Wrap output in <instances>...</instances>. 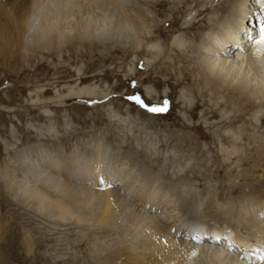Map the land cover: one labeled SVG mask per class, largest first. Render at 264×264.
Here are the masks:
<instances>
[{
    "label": "bare ground",
    "instance_id": "obj_1",
    "mask_svg": "<svg viewBox=\"0 0 264 264\" xmlns=\"http://www.w3.org/2000/svg\"><path fill=\"white\" fill-rule=\"evenodd\" d=\"M54 1L55 0H0V60L3 58V55L6 56L8 54L6 52H12L10 54H14V57H16L15 55H17L20 59V54H22L23 50L25 52L27 49L26 47L28 45L26 42V37L31 32L33 23H35L34 21L37 18L36 16L38 9L41 6L51 7L52 2ZM143 1H145L146 7L153 10H155V8L157 9V7H161L164 3L169 4V6L170 4L172 6V4L174 3V7L172 6L173 8L171 7L172 9L169 10H171V12H175L177 10L184 9L186 10L185 16L194 11L192 8V5L194 4L197 8L196 17L194 18V20L190 19V21L187 20L184 16L185 20H183V22L180 21L182 22V26L178 28V30L174 28L170 31L165 32V30L159 28V24L164 25L169 21H167L165 18L163 19L160 17H157L158 19H154L153 17H151L150 19L148 16L149 12L144 11L141 17L138 16V26L140 27H138L139 31L132 23H130L129 25H125L127 28L126 31L133 33L135 36V40H137L134 44L132 43L134 37L131 41L129 40L130 42H128L129 46L127 50L125 51L123 50V48L122 53L130 59L136 53L141 54L142 56H144V59L140 57L141 55H135L136 62L133 57V59H131V62L138 65L139 61L143 60L145 66V71L143 72L141 70H134L128 71L127 73L126 71V82L130 87L129 90L131 91L130 94L128 93V95L132 96L137 93L141 95L143 94V97L147 99V101H151V103L156 100L161 101L164 98L171 100V105L168 106V110L166 112H162L163 114L159 116L152 115L146 112L144 109L142 110L138 108V106L133 102H130L128 103V106L123 105V107L128 110V115H132V112H135L143 117H146V119H152L151 121H153L157 120L158 118L161 119L162 117L166 118L169 114L172 113V111L174 112L176 107H179L181 108V110L183 108V110L188 111L191 114L193 113V115L198 118L199 115L196 111H199L204 107H209L211 108V110L206 109V111L208 112H205L204 114L202 112V118H205L207 115L209 116V120H216V122H208L209 125L204 127L205 129L202 128L201 123H199L200 125H189L185 117L181 116V113L176 115L174 119H179L181 121V123L179 121L178 122L183 129H194L199 133L200 139L202 138L211 140L215 144L218 143V145L219 138L217 139L216 135L218 134V132L213 131L216 128L225 129L227 127H231L236 132V135L241 134V136H243L244 134L242 135V133H244V130L242 128V124L240 123L246 122L244 119L245 114H251V112L255 111L257 112L258 108H264V81L260 82V80H264V43H261L262 36H264V33H262L261 31L262 28H264V7H261V4L258 2V0H218L217 4H215V0H181L180 4L182 5H180L179 3L177 4V2H172V0ZM220 9L222 10V14L220 16H217L216 11ZM202 17L207 18L205 21L208 20V22H206L204 28L202 29V33L200 32L197 34V40L195 41V44H193L190 37L187 38V34L191 31V29H194L199 24V19H201ZM248 21L249 24H247ZM232 24H234L235 29H232L230 27V25ZM44 25L46 26V24H43L41 30L42 32H44L43 35L45 36V40L50 39L52 41L54 37L57 36L55 34L58 30L54 32L51 30L53 32L51 33L50 30L44 28ZM67 28H69V25ZM250 29H253L255 32L250 31ZM99 30L100 29H98L96 32H98ZM159 31L162 34L160 35L161 37H168L166 38L168 39L167 42L169 41L168 47L172 48L173 51L170 56L172 60L171 62L167 63V66L169 65L168 68H166V66V69L164 68V70L156 69V72H152V70L154 69L153 63H151L150 60L149 62H147V58L151 57L153 59H156L157 61L160 56V51L162 50H160L161 48L158 42L159 39L153 37L151 34L154 32L157 33ZM100 32L94 33L96 36L93 34L95 38L93 39L94 42L89 43L90 48L93 47L97 49V47L103 46L99 45L102 40V38H100ZM79 33L82 32H80V30L77 28H72L67 31H65V29H62V31L59 33V39H61L62 44H67V46L75 45L76 43H88L87 41H82ZM138 36H142L145 40L148 41V43L145 44V48L144 46H141V38H137ZM46 47H48V44L46 45ZM4 53H6V55ZM251 76L253 78H251ZM78 81L80 82L79 84H76L75 86H68L66 89H63L62 92H56L57 94L55 93V97H51L48 100L56 99V101H58L62 106L61 108L64 109L65 107H67L65 105V101L67 99L86 98L91 100L99 99V101H102L110 95H107L105 92L107 96L103 93L100 94L99 97H96L98 96L97 91L93 89L95 85H91L94 82L87 84L91 86H86L85 84V86L82 87L81 85L83 83H86L87 80H84V78L82 79L80 77ZM133 81L136 82L135 87L131 86V82ZM146 81L153 83L157 91L158 89H160L158 91V95L150 94L149 90H147L146 88H142V85H144ZM166 83H175L173 85H176V87L172 88L173 91H171V93H175V97L177 99L175 102H172V98L174 99V97L171 96V94H165L162 91L163 86H165ZM186 85L190 86L187 88L189 92L191 94H194V96H197V102L189 101L188 98L186 99L183 93L181 94L180 90L179 92H177L178 89ZM40 93L42 94L39 98H37V100H33L32 98L33 102H39L35 105L42 104L41 100L46 99L45 94L48 93V91ZM204 94L206 95L205 97ZM209 94H212L213 96H208ZM6 95V100L9 101L10 99H12L8 97V93ZM58 102H55V104H53L56 105V103ZM111 102H113L114 104V100ZM50 103L51 102L49 101L43 104L49 107H53ZM229 104L237 106L238 108L232 109L231 114L233 116L229 115L228 117H225L223 115H220L219 109L223 108L224 106H228ZM82 107L83 106L81 104L78 105V108L83 109V111L86 110V107ZM90 107H95V105H91ZM114 107L116 108V105ZM5 108H7L8 110L10 109V107L6 106ZM120 109L122 108L120 107ZM48 112L49 111L47 110V112L43 113L47 114ZM113 113L117 115L121 114L119 112ZM96 118H98V116ZM38 119L39 121L50 120V123L53 122L52 117H49V115H39ZM59 119L60 118L58 117L57 120ZM65 120L67 121V119ZM263 121L264 117L261 118V122ZM133 123L134 122H132V124ZM147 123H149V121L141 119V127L143 128V130L144 128H150L148 127ZM262 124H264V122ZM67 125L68 123L66 122L64 126L65 130L63 131L66 132V136L56 138V135L50 134L51 136L45 139L42 137V134L44 133H40L41 131L39 132L40 134L38 136L42 137L41 140H44L46 142L48 141L49 143H54L52 146L48 145L54 151V148H56L55 146H59L60 143L64 142L65 140L68 141V138L71 135L74 136L75 132H69L66 130ZM239 125H241V127ZM48 126L50 131L54 129L53 126H50L49 124ZM11 128L13 129L14 127L12 126ZM167 128L166 130H168ZM43 129H45V127ZM55 131H53V133ZM175 134L177 133H173L171 137L174 138L173 141H175L176 146H194V138L192 137V139L191 137H189L190 133L188 135L185 134L186 136H179ZM93 136L95 135H88L90 139H92L91 137ZM98 136L101 137L102 133L98 134ZM222 137L223 141H227L230 145H232V152H228L227 155H225L224 159H230V157L233 159V157H235L236 155L235 160H237L238 153L241 152V149L236 146L232 137L225 136L224 134L222 135ZM243 137H245L246 140H250V137L247 134H245ZM89 138H87L88 145H86L85 150L82 147H80L82 151L77 148L79 151L77 150V152L74 153V157L67 156V158L66 155L64 156L66 157V160L62 158L63 156L59 157V154L53 152L50 148H48V151L51 152L52 156L48 155L44 160L35 158V161H33L31 160V157L28 158V156L24 155L25 157L23 158H27L29 161H31V165L33 167H44L45 171L43 172L47 174L45 175V183L56 181L57 183L63 184L60 186H64L63 191L59 192L58 194L55 192H50L47 185H44L43 187H41V189L33 188L30 189L33 196L30 193L28 198H26L28 189H26L25 186L18 187V184L13 182V175L16 173L15 171H17L18 168H16L17 166H14L12 164L10 155L12 154L13 149H8L10 147H8L7 145L8 148L4 149L5 155L7 156L4 159L5 163L3 165H0V213L2 209H4L3 205H5V202H13L14 204L20 205L21 203L25 204L28 199L30 200V198L33 197V199L31 198L32 201L36 198L38 199L37 201H35V205L32 206L33 211L37 212L39 217H54L57 220L56 223L61 225L63 224L66 226H71L77 224L78 227L79 225H89L91 227L97 226L95 228L99 229L100 231L101 229L104 230V228H109L112 226L114 228V226L119 223V219L123 217V231H125V237L123 236V241H121V243L119 242V245L116 241L117 246H112L113 249H111L107 253V255L103 257L104 259L102 258L104 261L100 262L99 260H97L94 264H264V260L261 259V257L264 256V164H262L264 163V146L262 147V145H260L257 138H252L251 146H254V150L258 153V156H255L256 160L254 159V165L257 168L261 167L257 170V174L259 175L261 180L259 179L260 181H258L257 183L251 182V189L247 193H241L242 188L240 190L236 189V184L240 182L239 176L234 178V175H229L227 181H229V183H231L232 181L235 183V185H232L231 183L232 186L230 185V189L228 191L230 195L228 196L230 197V199L233 197L232 200L227 201L222 195L217 196L216 198L213 197L211 201L206 202V205L208 207L207 210L205 209L206 207L203 209L205 211L200 210L201 213H204L207 218L214 219V222L212 224L202 220L203 218L200 215V211L198 210L199 208H196L197 205L195 206V209H190V211L188 210L190 213L189 215L186 214L187 212L183 214L177 213L176 215H171L173 212L172 211L170 214L168 213V215H170L169 217H165L164 219L162 216L158 219V217H156V212H159L160 210L161 212H164L166 208H171L172 210V207L176 205V203L178 206L177 199L181 198V193H176V196H174L173 194H167L168 192L159 190L158 187H154L153 184L155 183L153 182V184L151 182L149 184H142L140 182L139 184H137L138 178L136 179L131 177L130 173L128 172H126L125 177L123 176L122 179L119 177V180L122 181V183L126 182V180H129L133 186L134 184H137L138 187L133 190V193L136 192V195L134 194L133 197L136 198L137 203H139V207L137 208L129 204L126 199L120 195V188L117 187L116 189H114L113 187H106L104 185H101L99 183L101 176H103L104 179L111 184V186H116L113 184L116 179H109L110 173H108V170L105 168L104 149L106 147L104 146V144H102V140L104 139L102 137L101 139H99L98 137V140L96 141H93L92 139L91 143L90 140L88 141ZM115 138H117V135L115 136ZM173 138H171V140ZM145 140L146 139H144V141ZM150 143L154 145L155 142ZM65 144L60 145L61 147L59 148L61 149V151L65 150ZM137 146L139 145L137 144L135 147L131 146V148L135 152H138V150L135 149L137 148ZM258 146H261L262 149L259 150ZM31 148L33 147L27 148V150L29 151ZM28 151H26L25 149L26 153H28ZM80 151L82 153H80ZM15 154L19 159V153L16 152ZM15 154L13 157L16 158ZM132 154L133 153H131L129 156H131ZM140 154L142 156V159H152L155 155H157L154 151L149 152L147 151V149H144V151L140 152ZM73 158H82L76 161L78 167L75 171H77V173L79 174V177L77 179H74L71 174L73 173L71 172V162ZM123 158L128 157H122V159ZM18 159L16 160V162L14 161L15 164L18 163ZM54 159H57L59 162L55 161ZM129 160H131V158ZM36 162L40 166L36 164ZM128 162L130 161H127V163ZM37 165L38 167H36ZM138 167L141 168L139 164ZM78 168L84 170L80 172ZM137 171H139V169ZM145 173L147 172H144V174ZM142 174L143 172L140 174V176L143 177ZM150 174L152 176L151 172ZM158 175H160V173H158ZM158 175L154 174V179H156V176ZM162 175H164V173ZM243 175L248 176L249 174L246 172ZM146 176L144 178H146ZM168 178V184L170 186L172 184L173 186L174 184L171 182L173 181V179H171L170 177ZM242 179H244V177ZM119 184L121 185L120 187L123 188L126 183L122 185L120 182ZM178 186H180L179 183ZM130 190L131 189H129V193ZM15 197L16 199H18V203L14 201ZM24 197L27 201L24 200ZM22 200L25 202H23ZM184 201V205H186L187 203L191 205L195 204L192 202V197H190L188 201ZM194 201L198 203L196 200ZM89 205L92 206L88 208ZM87 208L88 210H86ZM79 211L81 213H78ZM152 214H155L154 216L158 221H154L156 218H154V216L151 217ZM11 218V220L14 221V217ZM91 221H93V224L87 223ZM220 221L222 222L221 225H219ZM119 224L118 226H120ZM185 227L187 228L185 229ZM172 229H174V232H171ZM184 229L187 232H184ZM245 232L251 233L248 236H245ZM99 233L103 234L102 232ZM193 236H198L201 239V242L197 243L196 240L193 239ZM20 237L21 236L19 229L10 227L7 221L0 218V264H11L8 262L10 261V259H14L16 262L20 261V259H24V257L26 259L28 254L33 251V246L37 242L33 240L32 236L28 235L23 237L22 243L18 242V239ZM127 237H131L132 239ZM216 237H221V239L217 241ZM19 244L21 245L18 246ZM19 247H21V250H19ZM24 249L26 250L27 255L26 253H24ZM193 251L196 252L195 256L192 255Z\"/></svg>",
    "mask_w": 264,
    "mask_h": 264
},
{
    "label": "rangeland",
    "instance_id": "obj_2",
    "mask_svg": "<svg viewBox=\"0 0 264 264\" xmlns=\"http://www.w3.org/2000/svg\"><path fill=\"white\" fill-rule=\"evenodd\" d=\"M172 2H177V4L178 3L180 4L181 0H172ZM217 2L218 0H215V4H217ZM145 4L146 3L143 0H89V1L55 0L54 2H52L51 7L41 6L38 9L36 16L37 18L34 21L35 23H33V27L31 29V32L29 33L30 35L28 34V36L26 37L27 39L26 42L28 45L26 47L27 49L25 52L23 50L24 53L22 52V54H20V59L18 58L17 55H15L16 57H14V54H10L12 52H6L9 55L8 54L6 55V53H4L6 56L4 55L2 56L3 58L0 60V165H3L5 163L4 159L5 157H7L5 155L4 149L8 147H10L8 149H13L10 158L12 159V164L14 166H17L16 168H18L17 171H15L16 173L13 175L14 178L13 182L18 184V187L25 186L26 189H28L26 198H28L30 193L33 196L30 189L33 188L41 189V187H43L44 185L48 186L50 192H55L58 194L59 192L63 191L64 186H60L63 184L57 183L56 181L45 183V179H46L45 175L47 174L43 172L45 171L43 166L38 167L39 164L36 162V164H38L36 167H38L39 169L35 168L31 165V161H29L27 158H25L26 159L25 160L23 157H25L24 155H26L28 156V158L31 157L32 158L31 160L35 161L34 160L35 158L44 160L46 156L48 155L52 156L51 152L48 151V148H50L52 151L53 149L48 145L52 146L54 143L52 142L49 143L48 141L46 142L41 139L42 137L47 139L51 135H56L55 136L56 138L66 136L67 135L65 134L66 132H63L65 130L64 126L66 122L68 123L66 130L69 132H75L74 136L71 135L68 138V141L65 140L64 142L60 143V145L66 143L64 147L65 148L64 151H61V149L59 148L61 146L59 145V146H55L56 148H54L53 152L59 154V157L63 156L62 158L66 160L67 156L74 157L75 156L74 153L77 152L78 149L82 151L80 147H82L84 150L86 149V145H88L87 142V138H89L88 135H93V134L95 135L91 137L93 141L98 140V137L99 139H101L102 137L104 139L102 140V144H104V146L106 147L104 149L105 168L108 170V173H110L109 179H116V181H114L113 183L116 186H111V187H113L114 189H116L117 187L120 188L121 189L120 195L123 198H125L126 201L129 204L133 205L135 208L139 207V203H137V199L133 197V195L136 193V192L133 193V190H135V188L138 187L137 184H139V182L142 184L144 183L149 184L150 182L151 183L153 182L155 183V184L152 183L154 187H158L159 190L166 191L168 192L167 194L170 195L173 194L174 196H176L177 195L176 193L179 194L181 193L180 194L181 198L177 199L178 206L176 203V205L172 207V210L171 208L170 209L166 208L164 210L165 213L161 212V210L159 212H156L157 213L156 217H158V219L162 216L164 219L165 217L166 218L169 217L170 215H168V213L170 214L172 211L173 212L171 215L173 214L176 215L177 213L183 214L185 212H187L186 214L189 215L190 209H195L196 205H197L196 208L197 209L199 208L198 209L199 211L200 210L205 211L203 209L206 207L205 209L207 210L208 208L206 202L211 201L213 197L216 198L217 196L222 195L225 200L227 201L232 200L233 197L230 199L229 197L230 195L228 191L230 189L231 183L232 185L233 184L235 185V183L233 181L231 183L227 181L229 175L232 176L234 175L235 176L234 178L239 176L240 182L236 184L237 185L236 189L240 190L242 188V192L240 191L241 193L243 192L247 193L251 189L250 186L251 182L257 183L258 181L261 180V178L257 174V170L261 167L257 168L254 165L258 153L257 151L254 150V146H251L252 145L251 140L252 138H257L260 145H262V147L264 146V124H262L264 121L261 122V118L264 117V108H258V110L259 109L260 110L259 111L257 110V112L255 111V112H251V114H245L244 119L246 122L240 123L242 124L243 126L242 128L244 130L243 131L244 133H242V135L247 134L250 137V140H246V138L243 137L244 135L243 136H241V134L236 135V132L231 127H227L225 129L216 128L213 131L218 132V134L216 135H217V139L219 138L218 140L219 145L218 143L217 144L213 143L211 140L202 139V138L200 139V135L196 130L183 129L182 126L180 125L181 121L179 119H174L176 115L181 113V116L185 117L189 125L191 124L200 125L199 123H201L202 128L205 129L204 127L209 125L211 121L213 123L216 122V120H209L208 118L209 116L207 115L205 117L206 119L202 118V112L204 114L205 112H208L206 111V109L211 110V108L209 107H204L203 109L196 111L199 115L198 117L199 119L196 118L193 115V113L191 114L190 112L183 110V108L181 110V108L179 107H176L174 112L172 111V113L169 114L166 118L162 117L161 119L159 118L157 119L156 117L157 120H153V121H151L152 119H148V118L146 119V117H143L135 112H132V115H128V110L125 107H123V105L128 106L129 105L128 103L131 102L130 100L127 99V97H129L128 93L130 94L131 91L129 90L130 87L126 82L127 79V77H125L126 71L127 73L128 71H134V70H141L143 72L145 71V66L143 60H140L138 65L133 64V62H131V59L133 58L135 59V55L140 56L141 54L136 53L135 55L132 56L133 58L131 57L130 59L128 57L129 58L128 59L122 53L123 48H124L123 50L125 51L127 50L129 46L128 42H130L133 37H134L133 38L134 40H132L133 44L137 40V39L135 40V36L133 33L126 31L127 28L125 25H129L130 23H132L139 31L138 16L141 17L144 11L149 12L148 16L150 19L151 17H153L154 19H158L157 17H160L163 19L165 18L167 21H169L164 25L159 24V28L165 30V32L170 31L174 28L178 30V28L182 26L181 24L183 20H185L184 19L185 17L187 20L190 19L194 20V18L196 17L197 8L194 4L192 5L194 11L190 12V14H188L187 16H185L186 10L184 9L171 12V10L169 9H172L174 7V3L172 4L173 7L171 6V4L169 6V4L164 3L161 7H157V9L155 8V10L146 7ZM221 14H222L221 9L216 11L217 16H220ZM206 19L207 18L204 17L199 19V24L194 29H191L190 32H188L187 38L190 37L191 42L193 44H195V41L197 40L196 39L197 34L200 32L202 33V29L204 28L206 22H208V20L205 21ZM43 24H46V26L44 25V28L50 30L51 33L58 30L57 33L55 32L56 33L55 35L57 36H55L52 41L50 39L45 40V36L43 35L44 32H42L41 30ZM247 24H249V21L247 22ZM68 25L69 28H67ZM230 27L232 29H235L234 24L230 25ZM72 28L79 29L80 32H82L79 33L82 38V41L84 40L87 41L88 43L86 42L81 44L76 43L75 45H71V46L69 45L67 46V44H62L61 39H59V33L62 31V29H65V31H67ZM98 29L100 30L96 32ZM250 31L253 32L254 30L250 29ZM99 32H100V38H102L99 45H103V46L97 47V49L93 47L90 48L89 43L94 42L93 39L96 36L94 33H99ZM130 34L133 36H131ZM151 35L159 39L158 42L161 48L160 50H162L160 51V56L157 59V61L156 59H153L151 57L147 58V62H149L150 60V62L153 63L154 69L152 70V72H156V69L164 70V68L167 66V63L171 62L172 58L170 56L173 53V51L172 48L168 47L169 41L167 42L168 40L166 39L168 38L167 36L161 37L160 35L162 34L160 33V31L157 33L154 32ZM139 37L141 38L140 39L141 46H144L145 48L146 47L145 44H147L148 41L145 40L144 37L142 36H138L137 38ZM45 44L46 45L48 44L49 48L46 47ZM140 57L144 59V56L141 55ZM168 67L169 65L166 68ZM80 77L82 79L84 78V80H87L86 83H83L81 85L82 87L85 86V84L86 86L95 85L93 89L97 91L98 96L96 97H99L100 94L103 93L105 94V92L107 95L110 94L109 97L105 94L107 98L102 101H99V99L91 100L86 98L67 99L65 101V105L67 107H65L64 109L61 108L62 106L58 101H56V99H54L55 101L48 100L51 97H55L57 93L62 92V90L66 89L68 86L71 85L75 86L76 84H79L80 82L78 80ZM251 78L253 77L251 76ZM261 81L264 80L262 79L260 80V82ZM92 82H94L95 84L93 83L91 85H87L88 83H92ZM249 82H250V78H249ZM146 83L142 85V88H146L147 90H149L150 94L158 95V91L160 89H158L157 91L153 83L148 81H146ZM173 84L175 83H166V85L163 86L162 91L165 94L166 93L171 94V96L174 97V99L172 98V102L173 101L175 102L177 100L175 97V93L174 94L171 93V91H173L172 88L176 87V85ZM188 87L190 86L189 85L183 86L182 88L178 89L177 92H179L180 90L181 94L183 93L186 99L188 98L189 101L197 102L198 99L196 98L197 96L191 94L187 89ZM39 88H41L44 91H42ZM45 91H48V93L45 94L46 99L41 100L42 101L41 105H35L39 102L36 103L33 102V100H37V98H39L40 95L42 94L40 92L44 93ZM7 93H8V97L12 98L9 101L6 100ZM141 96L143 97V94ZM205 96L206 95L204 94V97ZM208 96H213V95L209 94ZM113 100H114V104L113 102H111ZM144 100L146 101V103L152 105H161L164 100H167L169 102L168 106L171 105L170 104L171 100L167 98H164L161 101L156 100L152 103L151 101H147V99L145 98ZM49 101L51 102L50 104L53 107H49L43 104ZM55 102L58 103L54 105ZM80 104L83 107H86V110L83 111V109L78 108V105ZM90 104L95 105V107H90L91 106ZM115 105L116 108L114 107ZM229 105L219 109L220 115H223L225 117L232 115L231 114L232 109L237 108V106L234 105L229 106ZM5 106L10 107V109L8 110L7 108H5ZM120 107L122 109H120ZM138 108L140 107L138 106ZM47 110L50 113L48 112L47 114H44L43 112H47ZM113 112L116 113L119 112L121 114L117 115L114 114ZM150 114L159 116L163 113H150ZM39 115L41 116L49 115V117H52L53 122L50 123L49 122L50 120L39 121L38 119ZM97 116L98 118H96ZM128 116H130L131 118ZM58 117L60 118L59 120H57ZM65 119H67V121ZM141 119L149 121V123H147L148 127L152 128L153 130L150 128L148 129L144 128L143 130V128L141 127L142 126ZM131 120L132 122H134L133 124ZM48 124L50 126H53L54 129L52 131H50ZM12 126L14 127L13 129L11 128ZM239 126L241 127V125ZM44 127L45 129H43ZM166 128L169 131L166 130ZM53 131L55 132L53 133ZM39 132L44 133L42 134V137L38 136L40 134ZM188 132L191 135V136L189 135V137L194 138V139L192 138L195 143L194 146L193 145L192 146L183 145L184 147L180 145L176 146L175 141H173L174 138L171 137L173 133H177L175 135H179V136L181 135L186 136L185 134L188 135L189 134ZM101 133L102 136L101 137L98 136V134ZM223 134L225 136L232 137L236 146L239 149H241V152L238 153L237 160H235L236 155L235 157H233V159L231 157L230 159L228 158L224 159L225 155H227L228 152L230 153L232 152L231 151L232 145H230L227 141L226 142L223 141V137H222ZM116 135L117 138H115ZM171 138L173 139L171 140ZM75 139H77L79 142ZM92 139L89 138L88 141L90 140L91 142ZM144 139L146 140L144 141ZM170 140L173 142H171ZM150 142L152 143L155 142V143L154 145H152ZM137 144L139 145L137 146L138 149L137 148L135 149L138 150V152H135L131 148V146L135 147ZM30 147L33 148H31L28 151L27 148ZM262 147L260 146L258 149L260 150L262 149ZM25 149L26 151H28V153L25 152ZM144 149L145 150L147 149V151L149 152L154 151L155 154L157 155H155L154 158L150 157L152 159L148 158L149 160L147 158L142 159L140 152L144 151ZM81 151L80 153H82ZM14 152L19 153L20 160L18 159V157ZM131 153L135 155V156L133 154L131 155L133 158L129 156ZM14 154L16 158L13 157ZM65 155L66 157H64ZM122 157H128V158L122 159ZM129 157L131 158V160H129L130 159ZM155 158L156 160L159 161H156ZM17 159H18V163L15 164ZM79 159L82 158H73L71 162L72 163L71 172H73L71 174L74 179H77L79 177V174L77 173V171H75L77 170L78 167L76 161ZM54 160L58 161L57 159ZM126 160L130 162L127 163ZM138 164L140 165L141 168L138 167ZM78 169L80 172L84 170L80 168ZM138 169L139 171H137ZM126 172L130 173L131 177L136 179L138 178L136 185L134 184L133 186L129 180H126V182L123 183L122 181L119 180V177L121 179L123 176L125 177ZM142 172H143L142 174L143 177L140 176ZM144 172L148 173V174L145 173L147 176L144 174ZM150 172L152 173V176ZM246 172L249 174L248 176L243 175ZM158 173H160V175H158ZM163 173L164 175H162ZM154 174L158 175L159 177L156 176V179H154L155 178ZM145 176L146 178H144ZM168 177L173 179V181H171L174 184L173 186L172 184L171 186L168 184L169 183ZM243 177L244 179H242ZM241 181H243L244 183ZM120 182L122 185L126 183L123 188L120 187L121 186L119 184ZM178 183L182 187L178 186ZM129 189H131L130 193H129ZM190 197H192V202L195 204L191 205L187 203L186 205H184L185 204L184 200L188 201ZM26 198L24 199L25 201H27ZM31 198L33 199V197ZM31 198L30 200L28 199V201L25 204L21 203L20 205L14 204L13 202L10 203L5 202V205H3L4 209H2L0 213L1 215L0 218L7 221L10 227L20 230L21 237L18 239V242L22 243L23 237L28 235L32 236L33 240L37 242L33 246V251L30 254H28L26 259L24 257V259H20V261L18 262H16L14 259H10V261L8 262L11 264H21V263L22 264H94L96 263L95 261L97 260H99L100 262L104 261L103 257L106 256L111 249H113L112 246L115 245L117 246V244L119 245L121 241H123V238L125 237V231H123L124 230V221L122 220L123 217L119 219L120 220L119 223L123 222L120 224L118 223L120 226L116 224L114 228L112 226L109 228H104V230L101 229L100 231L99 229L95 228L97 226L91 227L89 225L87 226L79 225L78 227L77 224L71 226H66L63 224L61 225L56 223L57 220L54 217H49V218H46L44 216H42L43 218L39 217L37 212L33 211L32 208V206L35 205V201H37L38 199L34 198L35 200H33L34 201L33 202ZM194 200H196L198 203H196ZM14 201L17 203L19 202L18 199H16V197L14 198ZM90 206L92 205H89L88 208H90ZM88 208L86 210H88ZM201 211H200V215L203 218L202 220L212 224L214 222V219L207 218L204 215V213H201ZM78 213L81 212L79 211ZM154 215L155 214H152L151 217H153ZM11 217H14L13 218L14 221L11 220L12 219ZM156 217L154 216V218ZM154 221H158L157 218ZM87 223L93 224V221ZM221 224L222 222L220 221L219 225ZM186 228L187 227H185V229ZM185 229L184 232L186 231ZM99 232H102L103 234ZM171 232H174V229H172ZM250 233L251 232H245L244 235L248 236ZM127 238H131V237H127ZM20 245L21 244H19L18 246ZM20 248L21 247H19V250H21ZM24 253H26L27 255L26 250L24 251Z\"/></svg>",
    "mask_w": 264,
    "mask_h": 264
},
{
    "label": "snow or ice",
    "instance_id": "obj_3",
    "mask_svg": "<svg viewBox=\"0 0 264 264\" xmlns=\"http://www.w3.org/2000/svg\"><path fill=\"white\" fill-rule=\"evenodd\" d=\"M258 2L261 4V7H264V0H258ZM261 31L262 33H264V28H262ZM261 43H264V36H262ZM131 86L135 87L134 81L131 82ZM127 99L133 102L135 105L139 106L141 109H144L145 111L149 113H162L168 110L169 102L167 100H164L161 105H152V104L146 103L144 98L138 93L127 97ZM99 183L106 187H111V184L108 181H106L103 176L100 177ZM193 239L196 240L197 243L201 242V239L198 236H193ZM220 239L221 237H216L217 241H219ZM192 255L195 256L196 252L193 251ZM261 259L264 260V256H262Z\"/></svg>",
    "mask_w": 264,
    "mask_h": 264
}]
</instances>
